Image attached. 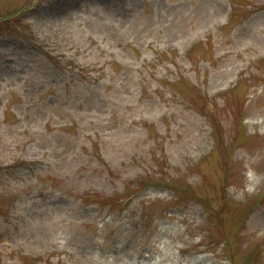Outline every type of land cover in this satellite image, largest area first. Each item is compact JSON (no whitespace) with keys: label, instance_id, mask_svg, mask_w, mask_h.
Segmentation results:
<instances>
[{"label":"rangeland","instance_id":"obj_1","mask_svg":"<svg viewBox=\"0 0 264 264\" xmlns=\"http://www.w3.org/2000/svg\"><path fill=\"white\" fill-rule=\"evenodd\" d=\"M263 216L264 0H0V264H264Z\"/></svg>","mask_w":264,"mask_h":264},{"label":"bare ground","instance_id":"obj_2","mask_svg":"<svg viewBox=\"0 0 264 264\" xmlns=\"http://www.w3.org/2000/svg\"><path fill=\"white\" fill-rule=\"evenodd\" d=\"M261 221L264 223V216L262 217Z\"/></svg>","mask_w":264,"mask_h":264}]
</instances>
